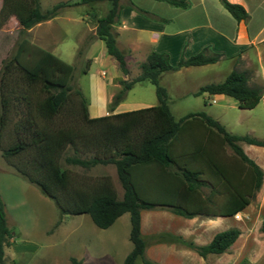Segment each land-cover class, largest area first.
<instances>
[{
  "label": "trees",
  "instance_id": "trees-1",
  "mask_svg": "<svg viewBox=\"0 0 264 264\" xmlns=\"http://www.w3.org/2000/svg\"><path fill=\"white\" fill-rule=\"evenodd\" d=\"M102 1L109 2L110 7L105 15L96 18L95 35L104 41L107 53L117 61L120 71L129 75L125 61L126 50L118 45L112 31V25L119 16V0H67L57 2L45 10H42L40 0H3L1 13L11 6L9 13L15 16L21 31H24L55 17L66 7ZM161 1L177 7L187 6L186 0ZM220 1L235 19L247 17L246 11L240 5L227 0ZM219 57V54L209 55L202 51L172 65L165 53L152 51L140 64L138 75L120 80L122 87L113 96L111 104L118 103L134 83L143 80H148L155 86L158 103L90 118L85 98L79 88H73L70 83L73 65L22 38L14 54L3 62L0 75L1 156L13 171L54 202L59 212L56 224L65 215L88 214L97 227L107 228L120 215L128 212L132 249L125 256L123 264H134L137 257H141L144 264H154L144 255L147 242L140 233V210L166 207L176 214L191 217L208 214L206 205L210 206L212 203L211 200H187L186 194H182L183 198L172 204L148 201L141 197L134 183L136 166L151 163L168 166L176 162L170 153V147L182 122L191 118L201 120L233 152L232 158L227 161V197L230 199L226 202L225 215L232 216L243 210L261 184L262 171L244 153L239 142L264 145V141L231 133L204 112L188 113L179 120H174L167 105V92L159 84L158 79L162 72L182 66L213 63ZM204 92L232 97L238 107L243 109L254 108L262 97V87L249 85L246 74L235 69L221 82L201 85L195 94ZM73 95L77 96L76 109ZM12 110L18 113L12 124L14 140L2 144V131L8 124ZM67 149L73 152V155L64 157L68 164L83 168L113 164L123 189L122 198H118L109 176L102 175L93 180L80 178L70 169L63 168L60 161ZM80 154L87 156L80 157ZM179 171L189 191L205 182L199 180L198 173L190 169L179 168ZM193 206L197 209L191 210ZM260 230L264 232V219ZM238 234L237 228H228L216 233L203 246L181 238L176 240L204 256L207 253L224 252ZM10 236L5 204L0 195V264L4 263L5 247L10 245ZM70 261L72 264H81L75 257H70Z\"/></svg>",
  "mask_w": 264,
  "mask_h": 264
},
{
  "label": "crops",
  "instance_id": "crops-1",
  "mask_svg": "<svg viewBox=\"0 0 264 264\" xmlns=\"http://www.w3.org/2000/svg\"><path fill=\"white\" fill-rule=\"evenodd\" d=\"M227 1L243 7L247 17L235 19L220 0H186V7H177L157 0H144L145 5L133 2L131 7L127 4L121 5L112 31L118 45L126 50L125 61L129 75L120 71L117 61L107 53L104 41L95 36L96 23L90 21L88 14L79 18L80 20L69 18L75 23H81L82 29L78 31L77 40L81 43L84 41L81 55L89 61L85 72L89 76V84L83 94L87 100L88 116L94 118L158 103L155 86L150 81L143 80L134 83L118 103L111 104L113 96L122 87L120 80L138 75L140 64L152 51L165 53L172 65H176L182 58L202 51L205 54L220 56L213 63L182 66L159 75V84L167 92V105L174 120L193 112L181 111L180 107L173 108L169 100H188L192 96L202 97V100L211 103L227 100L229 96L225 94L204 92L196 95L195 92L201 85L223 81L233 69L244 72L249 85L262 87L260 101L264 108V0ZM2 3L3 0H0V13ZM54 19H57L56 16L48 19L46 23L48 50L60 58L61 54L70 55V50L73 51L72 56H76L81 46L79 43H65L63 47H59L61 39L54 36V33L53 37L50 36V30L57 26ZM105 60L112 63L114 72L109 74L100 68ZM92 64L97 65L93 70ZM143 82L151 84L153 88L139 86L136 90L135 86L142 85ZM143 89L149 90V94L151 91V96L143 99ZM133 91L139 92V96L136 94L137 96L132 98L128 97ZM194 112H204L227 130L226 115L215 114L210 107ZM250 122L251 120L248 121ZM254 130V127H251L249 133L244 135L264 141V135L253 133ZM239 144L262 171V180L249 204L237 212V218L236 213L232 216L225 215L226 202L230 199L227 197V161L232 158L233 152L227 145L222 144L216 133L210 131L197 118L182 122L180 130L172 140L170 153L175 163L168 166L151 163L134 168V183L145 200L172 204L180 201L182 194H186L187 200L212 201L210 206L206 205L208 214H196L191 217L176 214L166 207L140 210V233L147 242L144 255L148 260L154 264H264V232L260 230L264 219V145L244 141ZM179 168L197 172L198 179L205 182L196 186L193 191L187 190V183ZM112 180L115 185V180ZM16 184L26 187L30 183L15 172L0 173V185L4 186V192H8L11 185ZM2 192L0 189V195ZM122 195L121 187L120 191L117 190V196L121 199ZM253 200L255 209L251 206ZM196 209L191 207V210ZM117 222L124 226L125 232L128 228L129 238V213L120 215L110 226ZM232 227L237 228L239 234L221 253H207L202 256L176 240L181 238L203 246L208 244L216 233ZM131 249L132 243L130 249L124 253V258ZM139 262H142L141 257H137L134 264Z\"/></svg>",
  "mask_w": 264,
  "mask_h": 264
},
{
  "label": "rangeland",
  "instance_id": "rangeland-1",
  "mask_svg": "<svg viewBox=\"0 0 264 264\" xmlns=\"http://www.w3.org/2000/svg\"><path fill=\"white\" fill-rule=\"evenodd\" d=\"M60 1L67 0H40V6L42 10H45ZM149 1L154 2V0ZM133 2L144 4V0H119L120 6L127 4L131 7ZM109 7L110 4L107 1L66 7L56 15L57 19H54V24L57 26L50 30L51 37L54 33V36L61 39L59 47H63L65 43L81 45L76 56H72L73 51L70 50V55L61 54V59L73 65L74 70L70 83L73 88H79L82 95L87 91L89 84V76L84 72L89 61H86L81 55L84 41L81 43L77 40L78 31L82 29L81 23H75L72 20L88 14L90 21L96 23V18L105 15ZM10 8L11 6H8L6 12L0 14V75L3 62L14 54L17 44L22 38H26L44 49L48 50L49 48L47 20L21 31L17 19L13 14H10ZM96 66V64H92L91 69H95ZM100 68L109 74L114 72L109 60H105ZM129 79L131 78L129 77ZM141 84L135 86V89H139V86L153 88L147 82ZM136 94L139 96L137 91L130 92L128 97L132 98ZM142 95L145 99L147 96H151V91L149 94V90L143 89ZM72 99H74V108L76 109L78 106L77 96L73 95ZM140 101L157 102L156 100ZM169 101L173 108L180 107V110L184 112L200 111L204 107H210L213 113L226 115L227 130L233 131L234 134H247L251 127H254L253 133L264 135V108L261 101L251 109L239 108L237 102L231 97H227V100H216L215 103L202 100V97L199 96L189 97L188 100ZM17 115L16 110H12L9 114L8 124L2 131V144L14 140L12 124ZM249 120H251L250 123H248ZM68 155H73L72 150L67 149L63 153L60 161L63 168L70 169L77 177L92 180L107 175L115 180L114 186L117 190H121L113 164H97L90 168H83L79 165L66 163L64 157ZM86 156L80 154V157ZM7 171L15 172L7 165L0 151V173ZM11 186L8 192H4V186L0 185V189L3 191L1 195L5 204L7 226L11 232L10 245L5 247L3 264H72L70 257L77 258L81 264H123L124 253L131 247L128 228L125 232L124 226L119 222L107 228H99L92 222L88 214L65 215L61 217L60 223L56 224L59 212L51 199L42 195L31 184L26 187H22L20 184ZM251 206L255 209V200L251 202ZM137 264H143V261Z\"/></svg>",
  "mask_w": 264,
  "mask_h": 264
},
{
  "label": "built area",
  "instance_id": "built-area-1",
  "mask_svg": "<svg viewBox=\"0 0 264 264\" xmlns=\"http://www.w3.org/2000/svg\"><path fill=\"white\" fill-rule=\"evenodd\" d=\"M238 216H239V214H238V213H236V214H235V217L237 218Z\"/></svg>",
  "mask_w": 264,
  "mask_h": 264
}]
</instances>
